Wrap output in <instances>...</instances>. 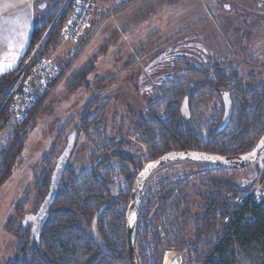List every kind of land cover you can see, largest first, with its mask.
<instances>
[{
	"label": "trees",
	"instance_id": "trees-1",
	"mask_svg": "<svg viewBox=\"0 0 264 264\" xmlns=\"http://www.w3.org/2000/svg\"><path fill=\"white\" fill-rule=\"evenodd\" d=\"M103 1L96 0L73 50H81L113 15L107 10L96 13ZM74 3L75 0L47 3L49 7L34 27L23 61L27 62L37 46V56L42 58H49L61 47L63 27ZM70 54L68 51L67 56ZM73 61V57L62 60L59 77L24 116L14 112L15 99L24 85L16 91L13 88L22 64L0 73V187L22 162L25 139L37 123L43 101ZM93 66L79 69L67 79L70 92L89 81ZM26 70L21 75H29L30 69ZM215 97L221 107L211 119H206L197 106ZM228 103L232 104L231 118L219 130ZM89 108L85 109L87 113ZM87 113L81 130L96 146L90 167L80 174L67 164L40 229L36 232L34 225L24 232L15 255L6 264H130L126 211L132 186L144 163L174 150L225 156L249 151L264 133V81L249 88L236 65L223 67L219 59L207 68L186 59L176 60L172 78L158 88L135 124V148L129 134L122 130L113 132L114 137L107 141L104 135L97 136V115L89 117ZM47 158V165L53 163L52 158ZM110 159L117 163L107 165ZM53 171V167L45 171L41 201L50 190ZM239 171L209 164L157 182L143 194L137 245L141 264H164L167 250L183 252L180 264H264V207L248 204L242 213L235 212L225 199L229 191L250 183L251 179L237 177ZM116 177H123L124 182L114 193ZM244 213H251L252 217L247 219Z\"/></svg>",
	"mask_w": 264,
	"mask_h": 264
},
{
	"label": "rangeland",
	"instance_id": "rangeland-1",
	"mask_svg": "<svg viewBox=\"0 0 264 264\" xmlns=\"http://www.w3.org/2000/svg\"><path fill=\"white\" fill-rule=\"evenodd\" d=\"M100 10L112 11L113 15L81 50H73L79 39L69 42L63 37L61 47L47 57L60 68L65 57H73L74 61L43 101L37 123L25 139L22 162L0 187V264L13 258L24 232L34 225L37 228L36 217L47 196L41 201L45 171L55 169L69 147L73 149L68 164L73 169L81 174L90 167L96 146L81 130L87 107L89 117L97 115V136L104 135L107 141L114 137L113 132L122 130L132 141L136 122L158 88L172 78L178 59L201 68H207L214 59L221 60L223 67L236 65L249 88L264 81V0H104L96 13ZM90 66L89 81L70 92L67 79ZM19 76L15 91L29 80V75H21V71ZM197 107L200 114L211 119L221 105L215 97ZM184 112L188 115L187 107ZM131 145L135 146L133 141ZM47 156L53 163L46 164ZM260 157L264 159V149ZM116 163L110 159L107 165ZM208 165L193 161L167 163L149 177L143 194L157 182ZM259 165L255 162L235 173L240 179L253 180ZM115 181L114 193L124 178L116 177ZM176 251L183 258V252Z\"/></svg>",
	"mask_w": 264,
	"mask_h": 264
},
{
	"label": "water",
	"instance_id": "water-1",
	"mask_svg": "<svg viewBox=\"0 0 264 264\" xmlns=\"http://www.w3.org/2000/svg\"><path fill=\"white\" fill-rule=\"evenodd\" d=\"M229 8V5L227 6ZM232 114V104L228 103L225 112V118L220 126L219 130L224 129L231 118ZM72 147L65 150L63 155L58 159L52 179L50 190L41 204L38 211L36 221L37 231L40 229L47 210L50 208L56 195L58 193L60 184L62 182V177L64 170L68 164L69 158L72 153ZM264 149V133L258 139L256 144L247 152L237 154V155H220L216 153H209L205 151L196 150H181V151H169L157 159L148 161L142 169L137 174L132 190L130 193L127 211H126V229H127V244H128V255L130 264H141L139 254H138V226H139V215L140 206L142 201L143 190L145 185L151 176V174L160 166L165 165L170 162L179 161H193L212 164L219 167H225L233 170H241L251 167L258 159V156ZM151 165V167H150ZM254 179V177H253ZM252 181V180H251ZM249 181V182H251Z\"/></svg>",
	"mask_w": 264,
	"mask_h": 264
},
{
	"label": "built area",
	"instance_id": "built-area-1",
	"mask_svg": "<svg viewBox=\"0 0 264 264\" xmlns=\"http://www.w3.org/2000/svg\"><path fill=\"white\" fill-rule=\"evenodd\" d=\"M96 0H75L72 13L63 27V37L67 41H74L82 35L83 28L87 25L94 10ZM37 48L27 58L24 70L29 71V80L24 85L23 91L15 99L14 112L20 116L35 104L37 99L48 89L59 77L60 68L48 58L37 56ZM22 71V72H23ZM27 71V70H26ZM262 153V152H261ZM260 153V155H261ZM258 156V170L254 179L244 187L230 191L226 194V202L235 210L243 212L248 204H257L264 207V159ZM250 219L251 213H244Z\"/></svg>",
	"mask_w": 264,
	"mask_h": 264
},
{
	"label": "crops",
	"instance_id": "crops-1",
	"mask_svg": "<svg viewBox=\"0 0 264 264\" xmlns=\"http://www.w3.org/2000/svg\"><path fill=\"white\" fill-rule=\"evenodd\" d=\"M48 7L46 0H0V62L13 60V55L19 54L13 61L15 66L0 73L10 72L21 66L30 47L34 27L37 21L43 20ZM9 41L14 42V47H9ZM25 61L21 66V72L25 67ZM174 253L178 254V251L175 250ZM175 261L171 264L181 263L182 254L176 255Z\"/></svg>",
	"mask_w": 264,
	"mask_h": 264
},
{
	"label": "snow or ice",
	"instance_id": "snow-or-ice-1",
	"mask_svg": "<svg viewBox=\"0 0 264 264\" xmlns=\"http://www.w3.org/2000/svg\"><path fill=\"white\" fill-rule=\"evenodd\" d=\"M9 47L12 48L14 47V42H11L9 41ZM18 55L19 54H14L13 55V60H10L8 62H0V71H6V70H9L10 68L14 67V59H17L18 58ZM151 167V165H150Z\"/></svg>",
	"mask_w": 264,
	"mask_h": 264
},
{
	"label": "bare ground",
	"instance_id": "bare-ground-1",
	"mask_svg": "<svg viewBox=\"0 0 264 264\" xmlns=\"http://www.w3.org/2000/svg\"><path fill=\"white\" fill-rule=\"evenodd\" d=\"M26 62V61H25ZM176 255L178 254H175L174 251L172 250H169L166 254H165V257H164V262L167 263V264H171L173 261H175V257ZM177 260V259H176Z\"/></svg>",
	"mask_w": 264,
	"mask_h": 264
},
{
	"label": "flooded vegetation",
	"instance_id": "flooded-vegetation-1",
	"mask_svg": "<svg viewBox=\"0 0 264 264\" xmlns=\"http://www.w3.org/2000/svg\"><path fill=\"white\" fill-rule=\"evenodd\" d=\"M165 165H166V164H165ZM162 166H164V165H162ZM162 166H160V167H162ZM160 167H159V168H160ZM157 169H158V168H157ZM157 169H156V170H157ZM156 170H155V171H156ZM155 171H154V172H155ZM152 174H153V173H152ZM152 174H151V175H152Z\"/></svg>",
	"mask_w": 264,
	"mask_h": 264
}]
</instances>
